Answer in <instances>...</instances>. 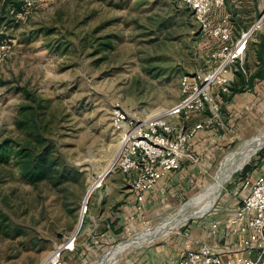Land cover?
<instances>
[{
  "label": "rangeland",
  "instance_id": "1",
  "mask_svg": "<svg viewBox=\"0 0 264 264\" xmlns=\"http://www.w3.org/2000/svg\"><path fill=\"white\" fill-rule=\"evenodd\" d=\"M244 3L225 0L224 11L234 18L238 12L249 13L254 20L264 6V0ZM0 40L10 46L0 61V264H41L54 251L57 256L50 264L57 259L59 264H99L118 250L133 248L134 236L166 218L205 207V197L218 189L220 169L233 164L239 148L254 146L255 151L235 171L229 170L208 210L165 233L221 219L209 215L224 204L237 203L244 194L242 179L260 171L264 28L249 42L243 70L233 67L229 92L221 98L214 124H222L218 132L228 143L213 166L176 204L169 200L145 210L141 216H152L148 221L119 225L109 235L100 215L107 208L112 216L119 214L129 202L130 177L119 172L103 181L98 177L101 186L88 196L85 213L82 206L98 172L115 159L118 141L110 110L117 104L132 115H145L175 104L182 77L207 69L211 53L224 44L200 30L181 0H48L29 8L21 5L20 11L0 15ZM36 138L42 146L34 144ZM45 146L55 162L53 175L30 183L20 174L16 153H35ZM2 148L7 156L1 155ZM81 214V230L74 235ZM70 236L72 251L60 253L59 246Z\"/></svg>",
  "mask_w": 264,
  "mask_h": 264
},
{
  "label": "built area",
  "instance_id": "2",
  "mask_svg": "<svg viewBox=\"0 0 264 264\" xmlns=\"http://www.w3.org/2000/svg\"><path fill=\"white\" fill-rule=\"evenodd\" d=\"M46 1L23 0L22 7L29 8ZM181 2L191 10L200 30L224 45L211 53L207 69L199 70L191 77H182L180 98L175 104L157 107L145 115H132L117 104L110 110V125L116 134L118 150L102 181L110 173L128 175L135 194L136 211L142 208L143 194L150 191L165 173L178 170L185 161H196L190 139L217 122L221 98L229 92L234 78L236 69L233 67L238 65L243 70L248 44L264 28V6L249 26L234 34L230 15L224 11L225 0ZM9 47L6 42L0 43V61ZM206 112L208 115L203 121L186 126L193 116ZM261 154L260 171L241 181L244 194L234 213L225 219L210 220L211 242L186 252L177 264H264V149ZM98 177L86 193L82 206L84 213ZM73 239L72 236L66 238L60 245V253L72 251ZM54 264H59L58 259Z\"/></svg>",
  "mask_w": 264,
  "mask_h": 264
},
{
  "label": "crops",
  "instance_id": "3",
  "mask_svg": "<svg viewBox=\"0 0 264 264\" xmlns=\"http://www.w3.org/2000/svg\"><path fill=\"white\" fill-rule=\"evenodd\" d=\"M244 2L246 3L248 0H244ZM240 3L243 4L241 1ZM259 11L260 9H258V13ZM227 13L230 15L234 34L240 29L249 26L255 20H251L253 16L249 13L245 14L244 12H238L235 14V18L232 17L233 15L230 12ZM203 116L205 115L198 114L193 116L192 119L186 123V126H193L196 122L203 121ZM221 125V123H218L212 125L208 129L200 130L190 139V146L196 156V161H185L178 170L165 173L150 191L143 194L142 208L139 213L135 210L136 205L134 203L135 196L133 192H131L133 196L127 198L129 202L123 205L119 214L117 213L112 216L110 208H107L102 215H100L103 216L101 220L106 222L105 233L107 235H109V233L113 234L112 230H115L116 227L119 228V225L123 226V224H126V226H133L138 221L142 223L145 218L148 221L152 216H141V213L143 214L145 210H152L156 206H161V204L169 200H171L170 204H176L192 183H197L200 181V178L204 177V174L213 166L214 162L223 151V148L226 146V143H228L227 139L222 138V135L218 132V126L221 127ZM214 199L215 198H213V200ZM213 200L207 206L197 209L180 221L178 220V223L170 229L160 230V227H158L161 226L160 223L155 226V229L153 227V229H149V231L143 235L138 234L134 236L137 241H135V246L129 251L134 250L121 260V263L117 261L114 264H177L178 260L186 252L197 250L204 243H210L211 238L208 233V223L205 222L190 223L172 234H166L165 232L170 231L180 222L190 217L203 214L208 210ZM236 204L237 203L232 201L228 204H224V206L217 208L215 214L212 213L209 216H219L221 219H225L234 213ZM138 214L140 216H138ZM176 214L165 220L177 219L178 216ZM161 233L163 234L154 238Z\"/></svg>",
  "mask_w": 264,
  "mask_h": 264
},
{
  "label": "trees",
  "instance_id": "4",
  "mask_svg": "<svg viewBox=\"0 0 264 264\" xmlns=\"http://www.w3.org/2000/svg\"><path fill=\"white\" fill-rule=\"evenodd\" d=\"M0 3V15L9 12L10 9H13L16 12L21 10V0H2ZM1 42L2 40H0V43ZM40 141L41 138H36L34 144L37 147H39V145L42 146ZM6 152L7 151L2 148L1 155L7 156V154H5ZM48 152L49 148L47 150L46 146L45 148H41L39 152L35 153L26 151L17 152L16 156L20 164V174L22 178L33 184L50 179L53 175L52 169L55 162L48 158Z\"/></svg>",
  "mask_w": 264,
  "mask_h": 264
},
{
  "label": "bare ground",
  "instance_id": "5",
  "mask_svg": "<svg viewBox=\"0 0 264 264\" xmlns=\"http://www.w3.org/2000/svg\"><path fill=\"white\" fill-rule=\"evenodd\" d=\"M254 142H252L253 144ZM245 147H243L242 149L239 148L238 150V156L235 157V159L233 160V164L229 167V166H226L224 164V167L220 169L219 171V174H218V178H219V184L218 186H216L218 189L215 191V192H212V193H209L206 197H205V201H206V205H208L212 200L213 198H215V196L217 195L216 193L219 192V189H221L222 187V184L224 183V180H225V177L226 175L228 174V172H230L229 170L231 169H234V171L237 169V167L247 158L249 157L253 151H255V148L254 146L253 147H250L248 150H244ZM115 157H116V153H117V150H118V146L116 145L115 149ZM234 152V151H233ZM113 161H109V162H106L105 165L103 166L101 172H98V176H99V179L103 178V174L109 169L110 165L112 164ZM226 166V167H225ZM222 178V179H221ZM97 180V183H95V187L94 188H99L101 186V181L100 180ZM95 189V190H96ZM197 206V205H196ZM193 212V211H192ZM205 213V212H204ZM190 214V213H189ZM173 216V215H172ZM175 216V215H174ZM177 219L173 220V219H169V220H165L163 221L160 225L161 226H158L160 227V230H164V229H170L171 227H174L177 223H178V220H182L183 218L186 217V214H181V215H177ZM82 214L80 215L79 217V220H78V223H77V226L75 228V232H74V235H76L77 233L80 232L81 230V225H82ZM155 229V227H154ZM145 230V229H144ZM163 233L155 236L154 238L162 235ZM143 242V241H142ZM67 243V242H66ZM66 245V244H65ZM60 247V246H59ZM130 247V246H129ZM129 250L131 249H123V250H118L117 252H115L114 254L110 255V256H106L103 258V260L99 263V264H114L115 262H117L120 257L125 253V252H128ZM56 256H57V251H54L50 254H47L43 260V262L41 264H50L52 263V261H54L56 259ZM98 263V262H97Z\"/></svg>",
  "mask_w": 264,
  "mask_h": 264
},
{
  "label": "water",
  "instance_id": "6",
  "mask_svg": "<svg viewBox=\"0 0 264 264\" xmlns=\"http://www.w3.org/2000/svg\"><path fill=\"white\" fill-rule=\"evenodd\" d=\"M261 147H259L258 149H260ZM244 166V164L242 165V167Z\"/></svg>",
  "mask_w": 264,
  "mask_h": 264
}]
</instances>
